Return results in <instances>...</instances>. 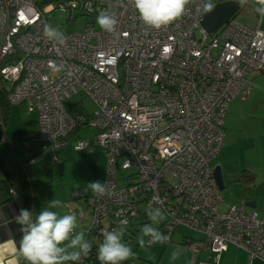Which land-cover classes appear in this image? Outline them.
<instances>
[{
    "label": "built area",
    "instance_id": "1",
    "mask_svg": "<svg viewBox=\"0 0 264 264\" xmlns=\"http://www.w3.org/2000/svg\"><path fill=\"white\" fill-rule=\"evenodd\" d=\"M221 1L193 0L181 19L156 30L143 23L133 0H0V60L14 57L0 75L10 84L11 103L39 112L52 161L70 138L77 150H104L106 192L86 197L90 229L128 226L159 208L161 233L170 237L163 244L182 225L205 235L188 247L211 249L215 257L197 264H218L230 245L264 263V217L244 202L221 211L213 164L231 102L249 96L247 76L264 68V30L234 16L210 34L202 26L204 5ZM56 11L70 25L89 19L82 29H58L65 45L44 34ZM101 11L116 14L114 33L96 23ZM75 95L92 99L93 111L72 113L65 101ZM85 129L91 132L81 137ZM118 166L132 170L123 187Z\"/></svg>",
    "mask_w": 264,
    "mask_h": 264
},
{
    "label": "rangeland",
    "instance_id": "2",
    "mask_svg": "<svg viewBox=\"0 0 264 264\" xmlns=\"http://www.w3.org/2000/svg\"><path fill=\"white\" fill-rule=\"evenodd\" d=\"M244 6H249V3ZM243 9V11L239 12V16L245 11V8ZM88 21L89 19L81 17L75 24L70 25L67 22V14L62 11H56L50 23L52 27L57 29L75 30L84 28ZM65 105L72 113L91 112L95 108L92 99L82 95H75L66 99ZM38 117L39 112L37 110L30 112L26 103H13L12 113L5 124V136L0 142V152L4 157L5 164L10 168H13L20 158L32 156L29 164L30 176L33 180L35 215H38L42 209L47 208L50 201L59 199L62 201L63 207L55 210L61 214L75 212L78 217L77 231H83L86 238L92 214L86 197L93 193L88 185L92 182L102 183L104 181L103 169L106 168L107 171L105 152L101 147H96L93 152L90 149L86 151L76 150L73 144L74 138H70V142L55 151L58 160L52 162L51 153L48 150H44V145L40 138ZM89 132H91L90 129H85L80 135L86 137ZM262 170L264 171V169ZM130 172L132 170H124L120 166L117 167L116 177L120 187L129 183L130 177L128 175ZM262 178L263 174L260 171L259 179L261 182H259L258 192L264 195ZM234 188V183L232 182L226 183V187L221 190L224 197V203L220 208L221 211H225L232 204H235L238 201V195H242L240 190ZM76 192H78L79 199L71 197ZM246 192L245 195L252 192V190L248 189ZM80 214H84L83 219H80ZM260 217H264L262 213ZM161 223L162 221L159 224H153L144 215L133 221L127 233V238L123 237L124 242L133 250L134 256L132 258L136 262L147 261L151 264H191L192 260L196 263L195 257H198L202 250L193 251L191 248L187 249L185 244L182 243L183 235L194 239H205V235L190 227L180 226L174 233L172 241L167 245L151 244L142 247L139 244L142 234L141 229L145 225H152L157 228ZM173 251H179V257L176 260L171 258ZM233 252L234 250H231L229 252L231 253L230 255Z\"/></svg>",
    "mask_w": 264,
    "mask_h": 264
},
{
    "label": "clouds",
    "instance_id": "3",
    "mask_svg": "<svg viewBox=\"0 0 264 264\" xmlns=\"http://www.w3.org/2000/svg\"><path fill=\"white\" fill-rule=\"evenodd\" d=\"M243 6L248 0H237ZM255 12L264 17V0H254ZM135 9L143 23L152 29L160 30L181 19L193 0H133ZM205 8L211 9L212 4L206 3ZM99 27L114 33L118 19L115 13L101 11L96 17ZM45 36L59 45L67 43V37L51 25L46 26ZM91 191L99 196L106 192L101 182H92ZM63 207L62 201L53 199L48 207L42 209L38 215H33L27 209H21L15 217L16 223L21 225L22 237L16 253V261L23 259L27 264H68L80 261L81 256L89 253L92 244L85 238L83 231L78 229V217L75 212L64 213L56 211ZM148 218L153 224H159L165 219L162 211L148 210ZM139 244L143 247L144 237H150L149 243H165L170 237L162 234L156 227L145 225L141 229ZM103 240L98 245L97 258L100 264H122L134 256L133 250L124 242V229L105 230ZM179 251H173L171 258L178 259Z\"/></svg>",
    "mask_w": 264,
    "mask_h": 264
},
{
    "label": "crops",
    "instance_id": "4",
    "mask_svg": "<svg viewBox=\"0 0 264 264\" xmlns=\"http://www.w3.org/2000/svg\"><path fill=\"white\" fill-rule=\"evenodd\" d=\"M253 1L248 0L247 4L249 3V6H241L239 12L243 11V8H245V11L240 16L238 12L237 17L248 25H260L264 30V17H261L255 12L256 5ZM246 80V86L250 89V94L247 98L238 96L231 102L225 119L224 146L222 152L214 158L213 164L215 166L221 165L225 183L233 182L234 189L242 192V195H238V201L232 205L244 202L248 210H257L264 216V195L258 192L259 182H261L259 179L260 171L263 174L262 182H264V171L262 170L264 169V68L250 73ZM65 145H62L59 149ZM87 149L79 151H86ZM95 149H90V151L92 150L91 152H93ZM240 163L242 164L240 165ZM7 167L9 169L14 168H10L8 165ZM243 170L255 173L254 186L247 187L245 183L237 179L239 173ZM106 172V168L103 169V177L106 176ZM248 189L252 190V192L245 195ZM71 197L79 199L78 192L73 193ZM248 201L255 203V206L247 205ZM35 213V205L33 203L32 214L35 216ZM17 214V205L14 201L0 206V264H17L16 253L18 251V245L14 238L16 228L15 217ZM79 216H81L80 219L84 218V214H80ZM185 237L188 236L183 235V239ZM198 240H203V238H198ZM185 246L187 247V245ZM231 250H234L232 255L229 253ZM214 257L215 253L211 249H205L199 253L198 257H195V260L196 262L199 260L213 261ZM250 263L264 264L259 259H254L250 262L248 252L235 245H230L226 251H223L218 261V264ZM18 264H21L20 260ZM191 264L196 263L192 260Z\"/></svg>",
    "mask_w": 264,
    "mask_h": 264
},
{
    "label": "trees",
    "instance_id": "5",
    "mask_svg": "<svg viewBox=\"0 0 264 264\" xmlns=\"http://www.w3.org/2000/svg\"><path fill=\"white\" fill-rule=\"evenodd\" d=\"M12 58L14 57H7V58H4L3 60H0V67L10 62ZM10 90H11L10 84L4 81L0 75V142L4 138L5 124L7 122L8 116H10L12 104H13L9 100ZM31 160H32V156L20 158L17 165L13 169H9L7 165L5 164L4 157L2 156L0 152V206L14 201L17 205V210H18L17 216L19 215L21 209H27L31 213H33L34 191H33V180L30 176V164H29ZM51 160H52V157H51ZM237 179L245 183L247 187H252L255 185V173L254 172L243 170L242 172L239 173ZM141 215L139 217H141ZM143 215L146 218H148L147 212ZM139 217L135 219H138ZM135 219L132 220V223ZM162 223L160 224V226L157 227V229L160 232L162 231V228H163ZM131 225L118 226V229L119 228L124 229L123 237L127 238L126 236H127L128 231L130 230ZM15 226L16 228L14 232V238L19 247V242L22 237V233L20 231L21 225H19L15 221ZM145 238L146 237H144V239ZM86 239L92 244V249L90 251V254L86 258L85 264H100V261L97 258V251H98V245L103 240L102 233H99V230H97V228L90 229V225H89L87 232H86ZM192 241L193 242L198 241V239H194L192 237H185L182 243L187 245L188 247L189 243ZM163 245H166V244H163ZM20 263L27 264V262L24 261L23 259H20ZM122 264H151V263L147 261L136 262L132 258V259L122 262Z\"/></svg>",
    "mask_w": 264,
    "mask_h": 264
},
{
    "label": "water",
    "instance_id": "6",
    "mask_svg": "<svg viewBox=\"0 0 264 264\" xmlns=\"http://www.w3.org/2000/svg\"><path fill=\"white\" fill-rule=\"evenodd\" d=\"M241 8L237 0H224L212 5V8L207 10L202 19V26L210 34L219 30L232 17L236 16ZM214 176L219 188L222 190L226 187L224 174L221 165L215 166ZM247 205L255 206V203L247 202Z\"/></svg>",
    "mask_w": 264,
    "mask_h": 264
}]
</instances>
